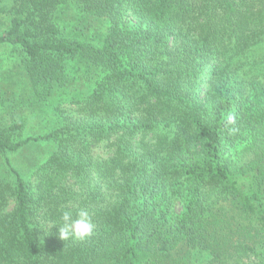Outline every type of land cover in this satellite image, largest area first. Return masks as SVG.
<instances>
[{
  "label": "trees",
  "instance_id": "obj_1",
  "mask_svg": "<svg viewBox=\"0 0 264 264\" xmlns=\"http://www.w3.org/2000/svg\"><path fill=\"white\" fill-rule=\"evenodd\" d=\"M0 264H264V0H0Z\"/></svg>",
  "mask_w": 264,
  "mask_h": 264
},
{
  "label": "rangeland",
  "instance_id": "obj_2",
  "mask_svg": "<svg viewBox=\"0 0 264 264\" xmlns=\"http://www.w3.org/2000/svg\"><path fill=\"white\" fill-rule=\"evenodd\" d=\"M59 21L65 32H71L77 26V24L80 25L78 16L75 13H73L71 7L69 8L63 7L59 11ZM81 27L83 28L84 35L85 36L87 35L88 37L95 36V38H97L98 36H102L103 33L105 32V23L102 20L97 19L95 17L87 18L83 23H81ZM62 105L63 107H67L66 103H63ZM23 116H25V120L27 121L26 132L29 135L37 134L41 123L45 124V120H49L51 117L49 116V113H44L42 111L41 113L38 112L37 114L34 115L33 113L27 111L25 112V114L23 113ZM37 121H39V123H37ZM41 151H42L41 147L31 148V149L29 148L21 151L23 152L21 156L25 158L27 156H31L30 158L33 159V155H35V152H41ZM94 153L98 156H102L104 154V148H102L101 146L95 147ZM23 157H21V160L25 162V159Z\"/></svg>",
  "mask_w": 264,
  "mask_h": 264
},
{
  "label": "clouds",
  "instance_id": "obj_3",
  "mask_svg": "<svg viewBox=\"0 0 264 264\" xmlns=\"http://www.w3.org/2000/svg\"><path fill=\"white\" fill-rule=\"evenodd\" d=\"M231 115L227 116L228 122L233 121ZM61 223L56 226L58 229V236L62 240L77 239L85 240L90 237L95 229L92 215L86 208H79L75 214L71 210L65 209L61 212Z\"/></svg>",
  "mask_w": 264,
  "mask_h": 264
}]
</instances>
